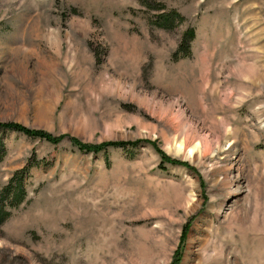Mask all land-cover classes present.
Returning a JSON list of instances; mask_svg holds the SVG:
<instances>
[{
    "label": "rangeland",
    "instance_id": "rangeland-1",
    "mask_svg": "<svg viewBox=\"0 0 264 264\" xmlns=\"http://www.w3.org/2000/svg\"><path fill=\"white\" fill-rule=\"evenodd\" d=\"M0 121V264H264V0H0Z\"/></svg>",
    "mask_w": 264,
    "mask_h": 264
},
{
    "label": "trees",
    "instance_id": "trees-1",
    "mask_svg": "<svg viewBox=\"0 0 264 264\" xmlns=\"http://www.w3.org/2000/svg\"><path fill=\"white\" fill-rule=\"evenodd\" d=\"M185 20V17L180 14L176 9L170 11H162L159 15L154 18H150V22L158 27L173 29L176 25L182 23ZM196 37V29L194 26H189L183 32L180 42L176 51L174 52V58L177 60L179 58H187L192 55V43ZM1 130H13L20 132L26 136L32 138H40L51 143H59L60 139L54 137L51 133H48L44 130L32 129L24 124L13 122V121H0ZM141 141H108L95 145H77L75 146L82 152L87 153H100L108 151L110 148H132L139 147L142 145ZM172 163H177V161H172ZM38 165V162L35 160L29 161L28 165L24 167L22 171H18L16 174L17 177H12L9 182L0 187V225L4 222L10 215L11 209L13 207H19L27 197V192L25 188V183L22 177L24 171H30L31 167Z\"/></svg>",
    "mask_w": 264,
    "mask_h": 264
}]
</instances>
